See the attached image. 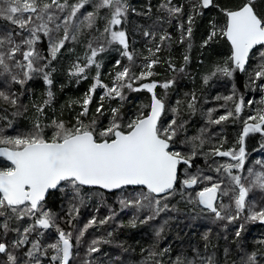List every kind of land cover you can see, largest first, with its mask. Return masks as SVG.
<instances>
[{"label": "snow or ice", "instance_id": "6c2138e0", "mask_svg": "<svg viewBox=\"0 0 264 264\" xmlns=\"http://www.w3.org/2000/svg\"><path fill=\"white\" fill-rule=\"evenodd\" d=\"M90 2L92 0H77L72 4H69L68 0H64L63 3L60 0H50V2L46 0H0V18L30 33L27 37L23 36L22 32H17L14 36L12 31L0 35V70H2L0 75L9 74L11 77L9 83L22 86L32 78L33 73H43L44 83L52 84L50 74L44 71L48 65L38 66L44 59L36 48L37 42L41 39L38 33H43L45 37H48V54L52 60H55L69 39L77 40L82 28H93L98 19L105 20L103 31L94 38L104 43L94 47L93 42L89 41L90 54L86 55V63L81 65L77 62L70 69L71 75L83 77L90 66L95 65L97 68L96 76L93 78L94 83L85 93L82 101L76 102L80 103L81 111L76 116L75 123L69 125L63 120H53L50 126L54 128V131L50 137L44 134L38 119L33 129L23 134L6 135L4 129L0 128V157H5L10 162V166L0 167V217L3 218L0 229L3 230L5 237L9 232L16 234V238L11 241L10 245L0 240V254L6 255L7 264H21L19 257L8 250L9 247L21 249L28 243L31 246L23 254L27 257L23 264H42L39 257L46 256L49 251H51L52 264H70L74 246L81 243L88 229L105 225L116 215L114 210L109 209V214L102 219L92 216L82 228L78 229V234L74 235L73 231H65L61 228L57 223V214L47 208V196L51 191H59L67 196L68 190H71L72 196L67 213L69 218L66 223L75 229L74 220L79 216L80 208L86 202L82 194L83 186H97L109 191L123 190L125 186H143L146 192L138 193L135 198H119L118 202L121 209L133 208L136 213L148 210L149 215L139 221V223H147L169 209L165 201L176 191L175 186L179 181L178 165L184 164L191 168L194 158L201 154L206 158L209 156L229 157L233 162L219 164L215 171L223 170L230 183L222 187L223 180L214 181L212 176L202 175L200 170L195 174H188L186 170V177L180 181L182 188H192L201 180L210 182L209 186L196 192L195 198H190L189 203L202 206V212L207 211L214 214L217 220L227 219L229 222H234L247 209V219L264 222V207L255 210L254 206H249L247 199L253 189L258 188L264 192V171H254L253 168H248L247 171L252 179L247 186L243 181L248 178L233 172V169L240 170L245 166V137L250 133H260L264 136V109L257 116H250L244 121V127L237 142L238 150L235 148L221 150L222 142L220 146H214L207 152H202L205 144L209 142L204 135L207 129H201L199 135L180 140L181 144L191 145V151L188 154L174 150V145L180 138L181 132L185 131L187 123L181 119V101H177L176 106L170 109L172 117L167 124H164L162 117L168 109L165 98L159 97L154 91L158 82L155 80L142 82L154 75L153 67L160 62L157 53L162 47L171 46V35L167 32L161 34L155 47H148L149 55L143 57V70L138 76L132 72L130 65H121V61L116 60L115 64L121 70L116 71L111 86L103 84L100 80V64L97 63L96 57L98 53L105 51L106 45H120L123 49L121 56L126 57L130 64L135 59L134 53L129 51L127 33L119 27L127 17L129 4L127 0H95L93 11L87 12L78 23L74 22L80 10ZM212 4L213 0H194L191 3L186 28L183 23L179 25L180 43L190 41L196 17L201 14L202 9H207ZM161 8L166 10L169 17L179 18L183 14L184 6L174 5L172 0H165ZM53 9L60 12L68 10L61 23H57L59 17ZM102 9H107L109 15L101 16ZM223 11L226 15L225 26L217 28L215 24H212L208 38L204 40L202 46L207 45L217 34L227 37L231 44V55L222 66L218 65L212 74L221 73L231 77L235 70L241 72L246 70L245 65L249 59L250 50H253L254 46H264V16L256 11L255 0H246L237 10ZM61 29L63 35L57 37L55 34ZM143 35L155 41L156 32L145 30ZM16 37H20L19 41ZM188 48L191 49V43L188 44ZM21 52L23 61L26 63L15 59L16 54ZM260 58L262 62L254 72V80L264 79V52L260 53ZM183 59L186 64L189 56L185 54ZM9 61H15V63L10 65ZM169 67L174 71H184L183 67L176 69L171 63ZM13 68L21 69L23 78L14 73ZM207 79L208 77H205V81ZM136 81H141V83L139 87L134 88L133 84ZM173 83V80H168L160 87L168 89ZM98 87L103 88L104 93L100 97V104L96 107L95 116L86 123L83 118L88 115L93 93ZM260 87L264 89V84ZM124 89L132 91L146 89L152 94L150 104L144 105L126 123L121 112L122 104L113 107L110 109L107 126L101 127L99 118L105 115L104 101L119 98L123 102L125 100ZM47 96L48 99L44 100L42 105L37 106L38 113H42L44 106L50 104L51 91L47 93ZM223 99L230 101L234 99V96H226ZM0 100L13 107L18 104L15 93L9 94L2 90H0ZM248 103L251 104L253 101H248ZM261 103L264 104V99ZM195 105L196 97L193 95L192 99L187 101V111L195 113ZM241 107V103H235L234 112L228 110L216 119H212L213 110L210 109L209 123L219 125L226 122L234 114L239 115ZM18 114V112L13 113V115ZM0 119H7V117H0ZM11 126L9 122L7 127ZM261 147L264 148V143ZM255 163L264 169V161ZM221 196L232 200L235 208L234 214L230 204L221 203L219 207L217 206V201ZM24 218H28L31 222L23 226L21 230L20 222ZM13 220L17 222V227H11ZM137 222V216L134 214L128 224L134 228ZM53 228L57 234L55 241L44 244L41 238L45 236V230ZM163 229L164 226L161 225L156 231L157 237ZM34 233L35 238L30 239ZM236 236H241L240 230H237ZM203 239L208 240V233L204 234ZM101 242L107 243L108 241L93 239L87 248L86 257L98 252ZM261 243L264 244V241ZM167 251L168 249L156 251L154 247L150 248L147 260L142 261L141 264H147L148 260H151L152 264H164L156 257H163ZM225 255H228V249H225ZM197 256L198 260L177 256L171 264H217L214 256L203 257L199 256V253ZM262 259H264V251H252L242 256L239 264H261ZM84 264H92V262L86 258Z\"/></svg>", "mask_w": 264, "mask_h": 264}, {"label": "trees", "instance_id": "16d2710c", "mask_svg": "<svg viewBox=\"0 0 264 264\" xmlns=\"http://www.w3.org/2000/svg\"><path fill=\"white\" fill-rule=\"evenodd\" d=\"M75 1L77 0H68V3L72 4ZM60 2L63 3L64 0H60ZM127 2L129 11L123 26L130 40L129 51L134 53L135 59L130 64L126 57H122L120 53L123 49L118 44L105 47V51L98 53L96 57L100 64V80L104 84L110 83L112 75L117 69H120L115 64L116 60H120L121 65H130L132 72L137 76L139 75L140 70L137 72L136 62L144 61L143 57L149 55V53L146 51L147 46L142 44L144 42L143 38L138 42V47L132 45L133 36L141 37L145 30L165 31L172 28L166 10L161 8L165 0H127ZM192 2L194 0H172L174 5L184 6L183 14L180 15L182 20H185L189 14ZM245 2L246 0H213V4L207 9H202L201 14L196 17L189 41L191 43L190 50L188 48L189 43H178L175 36L170 42L171 46L162 47L157 54L160 62L153 67L154 75L145 81L155 80L161 84L163 81L173 80L174 83L169 88V102L175 107L176 102L181 101V119L187 121L185 131L181 132L177 145H174V150L188 154L191 151V145L181 144L180 140L185 137L199 135L201 129H207L204 135L209 140L201 150L202 152H207L209 148L214 146H220L222 142L221 150L231 146H235L238 149L237 140L243 130L244 121L247 119L246 110L241 111L239 115L234 114V120L229 119L219 125L209 123L208 113L210 109L213 110L212 119H215L217 112L233 111L236 101L238 103L243 97L245 100L250 99L248 98L250 87L245 90L244 81L246 77L251 76L253 69L258 68V65L262 62L261 58L256 60L257 67H253L251 73L249 72L247 76L246 70L243 72L235 70L232 78L223 76L221 73L213 75L212 73L216 67L218 65L222 66L224 61L230 56V45L225 36L220 34H217L207 45H202L204 40L208 38L212 24H215L217 28L225 26L226 15L223 10L237 9ZM93 4L91 3V8L88 4L85 5V14L93 11ZM255 8L261 16H264V0H255ZM53 11L59 17L57 23H61L68 10L60 12L53 9ZM100 15L107 16V10L102 9ZM74 22L78 23L77 19L74 18ZM104 24L105 20L98 19L93 28H82L77 40L69 39L61 49V52L58 53L57 58L55 60L50 59L46 63L48 67L44 71L50 74L51 85L44 83L43 73H33L32 78L27 80L23 86L9 83L11 79L9 74L0 75V90L9 94L15 93L18 101L17 106L13 107L0 100V117H7V119H0V128L4 129V134L14 136L27 133L33 129L38 119L43 127L44 134L50 137L54 131V128L50 126L53 120H63L69 125L75 123V118L81 111L80 103L76 102L82 101L85 93L88 92L90 86L94 83L93 78L96 76L97 68L95 65L90 66L86 69L83 77L71 75L70 69L77 62L81 65L86 63L89 41L93 42L94 47L104 43L102 40L94 39L103 31ZM0 26V35H4L8 31H12L14 36L17 32H22L25 37L30 35L26 30L19 29L5 19ZM50 27L54 26L50 25ZM55 35L62 37L63 30L61 29ZM40 36L42 54L44 57L50 58L48 54V37H45L42 33ZM16 39L19 41L20 37H16ZM263 47L260 45L253 49L249 55L246 67L251 62L253 55ZM4 50L6 51V49ZM185 52L189 56V61L186 64L183 59ZM15 59L26 63L23 61L22 52L16 54ZM14 63L15 61H9L10 65ZM170 63L175 65L176 69L183 67L184 71H174L169 67ZM13 72L23 78L21 69L13 68ZM205 77H208L207 81H205ZM140 83L141 81L136 82L135 86ZM159 88L160 86H157L154 90L156 94ZM125 90L128 91L127 89ZM49 91L52 93L51 102L44 106L42 113H38L37 106L42 105L44 100L48 99L47 93ZM98 93L99 90L97 88L93 93L88 115L83 118L86 123L90 122L96 114V107L100 104V94ZM151 95L147 90L141 89L140 91H133L128 100L126 98L123 102H119L118 99L104 101L105 115L99 118L100 124L106 121L105 118L110 117V109L112 107H118L121 104V112L126 123L129 116L136 113L140 107L150 104ZM193 95L196 97V111L195 113H190L187 111V101L191 100ZM230 95L234 96L233 100L225 101L223 99V97ZM15 112L19 114L13 115ZM9 122H11V127H7ZM249 122L252 123L253 121ZM262 143H264V136L260 133H250L245 137V166L240 170L233 169L234 173L248 178L243 181L246 186L252 179L247 171L248 168H253L254 171H264L260 165L255 163L256 161H264ZM226 162L233 161L229 157L209 156L206 158L201 154L194 158L191 168L180 164L179 181L175 186L176 191L165 201L168 203L169 209L147 223H139V221L144 220L149 215L148 210L136 213L133 208L121 209L118 202L119 198H135L138 193L146 192L147 190L145 189L124 187L123 190L107 193L98 188L83 187L82 194L86 202L80 208L79 216L74 220L75 229L66 223L69 218L67 213L72 196L71 190H68L67 196L59 191H51L47 196V208L57 214V223L60 227L65 231H73L74 235L78 234V229L82 228L92 216L102 219L109 214V209L114 210L116 213L113 220L109 223L89 228L79 245H75V240L73 239L75 246L70 264H84L86 258L90 259L92 264H141L142 261L147 260L148 250L153 247L156 251L168 249L163 257H156V259H161L164 264H171V261L175 260L177 256L198 260L197 253L203 257L214 256L217 264H233V262L239 264L240 258L246 253L264 251V244L261 243L264 241V222L247 219V209L234 222H229L227 219L217 220L214 218V214L207 211L202 212V206L189 203V199H194L196 192L200 191L203 185H210L208 181L202 180L200 186L182 188L180 181L186 177V170L188 174H195L200 170L202 175H210L214 181L223 180L222 187L228 186L229 184L226 183L228 178L223 173V170L221 172L215 171L219 164ZM6 165L5 159L0 157V167H5ZM223 198V204L232 205L234 211L232 200L229 197ZM247 199L249 206H254L255 210L264 207V192H261L258 188L253 189ZM134 214L137 216L138 222L136 227L133 228L129 226L128 222ZM165 221H167V224H165ZM2 222L3 218L0 217V223ZM30 222L28 218H24L20 222L21 230L23 226ZM238 223L243 225L239 229L241 231L240 237L236 236ZM161 225L164 226V229L160 236L157 237L156 231ZM11 227H17L15 220L11 222ZM109 233H111V236H109ZM205 233H208L207 241L203 239ZM56 235L54 228L45 230V236L41 239L44 244L52 243L56 239ZM15 238L16 234L13 232H9L6 237L3 236V230L0 229V240H4L10 245ZM34 238L35 233L30 239ZM93 239L108 242H101L99 244L100 250L92 253L90 257H86L87 248ZM30 246V243H28L21 249L9 247L8 250L16 254L21 264H23V261L27 259L23 254ZM225 249H228L227 256L225 255ZM49 257H51V251L46 256H40L39 258L43 262V259L48 261ZM0 264H7L5 254H0ZM147 264H152V261L148 260ZM261 264H264V259L261 260Z\"/></svg>", "mask_w": 264, "mask_h": 264}, {"label": "rangeland", "instance_id": "374dc122", "mask_svg": "<svg viewBox=\"0 0 264 264\" xmlns=\"http://www.w3.org/2000/svg\"><path fill=\"white\" fill-rule=\"evenodd\" d=\"M46 2H50V0H46ZM75 2H77V1H75ZM74 2V3H75ZM95 2V0H92V2H90V3H88V6H90V8H91V3H94ZM62 3V2H61ZM86 6H84L81 10H80V12L78 13V15H77V18H75V19H77V21L79 22V20L80 19H83V16L85 15V12H84V8H85ZM88 8V7H87ZM103 10H107V9H103ZM107 13H108V15H109V11L107 10ZM133 13V12H132ZM167 15H168V13H167ZM168 17H169V15H168ZM181 17V16H180ZM176 18V17H169V19H170V22H171V24H172V28L170 29V30H160V31H154V32H156V37H155V41H153L152 40V38L151 37H145V36H142L141 35V37H138V36H133L132 37V45L134 46L135 45V47H138V42L143 38L144 39V42L142 43V44H144L145 46H147L146 47V51H147V49H148V47H153L154 48V46H155V43L156 42H159V36L161 35V34H163V33H165V32H167V33H169L170 35H171V37L172 38H174L175 36H176V39H177V42L178 43H180L179 42V39H180V35H181V29H180V27H179V25L180 24H185V28H186V18H185V20H182L181 18ZM2 21H4V19L3 18H0V24H1V22ZM226 24V23H225ZM120 28H122L123 30H124V26H123V24L121 25V26H119ZM0 30H1V26H0ZM1 34V33H0ZM41 35V33H38V35ZM42 35H44L43 33H42ZM41 37V36H40ZM41 39L37 42V44H36V48H37V50L41 53V55L43 56V54H42V49H41ZM185 42H187V43H189V41H185ZM228 42V41H227ZM128 44L130 45V40L128 39ZM229 44V43H228ZM99 45V44H98ZM97 45V46H98ZM105 47H110V46H108V45H106ZM261 52H264V47L262 48V49H260L259 51H257L254 55H253V57L251 58V62L248 64V67H246V72H247V74H246V76L249 74V72L251 73V71H252V68L253 67H257V63H256V60H258V58H260V53ZM101 53V52H100ZM87 54H90V51L87 53ZM158 54V53H157ZM185 54H187L188 55V53L187 52H185ZM184 54V55H185ZM230 55H231V48H230ZM44 57V56H43ZM46 59V60H45ZM51 59V57L50 58H46V57H44V59L40 62V65H38V66H41L43 63L44 64H46L49 60ZM45 61V62H44ZM97 63H98V61H97ZM43 64V65H44ZM143 64H144V61H142V62H140L139 63V61H137L136 62V68H137V72H139V70L140 71H142L143 70ZM124 65V64H123ZM125 66H127V64L125 65ZM258 68H256L255 70L253 69V71H252V74H251V76L249 75V77H246L245 78V81H244V84H245V90H247V88H249L250 87V95L248 96V98H250V99H244V97L242 98V99H240L241 101L240 102H242V107H241V111H243V110H246V114H247V118L248 117H250V116H257L259 113H260V111L262 110V109H264V104H262L261 103V100L262 99H264V89H261V87H260V85L261 84H264V79H259V80H254V72L257 70ZM119 70H121V68L120 69H117L116 71H119ZM116 71H115V73H116ZM115 73L112 75V77H111V81H110V83H107V85H109V86H111V84H112V81H113V78H114V76H115ZM223 75V74H222ZM223 76H225V75H223ZM228 77V76H227ZM233 77V75L231 76V77H229V78H232ZM254 81V82H253ZM136 82H138V81H136ZM136 82H134V84H133V87L134 88H136V87H139V85L138 86H135V84H136ZM142 82H145V83H147V82H151V81H142ZM164 82H166V81H163L161 84H163ZM103 83V82H102ZM104 84V83H103ZM160 83H158V86H160L161 85ZM172 86V85H171ZM170 88V87H169ZM169 88L168 89H164L163 87H160L159 89H157V95L159 96V97H164L165 98V100H166V107H167V109H168V111L166 112V114L162 117V120H163V123L164 124H167V122H168V120L169 119H171V117H172V112H171V108L172 107H174L170 102H169V97H170V90H169ZM98 90H99V93L98 94H103L104 93V89L103 88H101V87H98ZM128 91H126L125 89L123 90L124 91V96H125V99L127 98V100H128V98H129V96H130V94H132L133 93V91L132 90H130V89H127ZM146 90V89H145ZM155 90V89H154ZM156 92V91H155ZM116 99H118L119 100V98H116ZM191 99H192V97H191ZM248 101H253V103H251V104H249L248 103ZM119 102H120V100H119ZM235 103H237V101L235 102ZM224 104H225V101H224ZM234 108H235V104H234V106H233V112H234ZM142 109V107H140L139 108V110L136 112V113H133L132 115H130L129 116V119L130 118H132V117H134L140 110ZM145 110V109H144ZM146 111V110H145ZM228 110H225V111H221V112H217L216 114H215V116H217L216 118H218L220 115H223V114H225L226 112H227ZM215 118V119H216ZM235 119V117H231L230 118V120H234ZM105 122L103 123V124H100L101 125V127H105V126H107V124H108V120H109V117L108 118H105ZM85 121V120H84ZM223 123V122H222ZM238 141V140H237ZM177 141H176V144L175 145H177ZM230 148H235L236 149V147L235 146H231V147H228V148H225L224 150H228V149H230ZM236 150H238V149H236ZM6 161V160H5ZM7 162V161H6ZM8 166H10V163H8L7 162V165L5 166V167H8ZM226 183H230L229 182V180L228 181H226ZM202 184V180H201V182L198 184V185H194V186H200ZM203 187H205V185H203L202 187H201V189L203 188ZM131 188H135V187H131ZM200 189V190H201ZM223 201H224V198H223V196H221L219 199H218V201H217V206L219 207V205L221 204V203H223ZM234 212H235V210L233 211V214H234ZM242 214V213H241ZM248 217V216H247ZM240 227H241V223H238V227H237V230H239L240 229ZM55 241V240H54ZM44 261L42 262V264H52V262H51V260H50V257H49V260L47 261V260H45V259H43Z\"/></svg>", "mask_w": 264, "mask_h": 264}, {"label": "water", "instance_id": "95a60500", "mask_svg": "<svg viewBox=\"0 0 264 264\" xmlns=\"http://www.w3.org/2000/svg\"><path fill=\"white\" fill-rule=\"evenodd\" d=\"M238 9V8H237ZM237 9H234V10H237ZM226 38V40H227V37H225ZM228 41V40H227ZM228 43H229V45H230V48H231V44H230V41H228ZM258 46H260V45H257V46H254V49L256 48V47H258ZM253 50H250V53L252 52ZM248 62V61H247ZM247 62H246V64H247ZM245 67H246V65H245ZM239 71V70H238ZM239 72H241V71H239ZM151 102V101H150ZM238 103H241L240 101L238 102ZM242 104V103H241ZM1 158H3V159H5L6 160V158L5 157H1ZM7 161V160H6ZM8 163H10L9 161H7ZM178 169H179V165H178ZM84 188H98L97 186H83ZM125 187H135V188H142V189H145L146 190V188H144L143 186H125ZM98 189H100V188H98ZM100 190H102V191H104V192H107V193H111V192H115V191H117V190H111V191H109V190H104V189H100ZM53 191H55V190H53ZM153 195H155V194H153Z\"/></svg>", "mask_w": 264, "mask_h": 264}, {"label": "built area", "instance_id": "2783aa9c", "mask_svg": "<svg viewBox=\"0 0 264 264\" xmlns=\"http://www.w3.org/2000/svg\"><path fill=\"white\" fill-rule=\"evenodd\" d=\"M101 95H103V94H100V97H101ZM106 101V100H105ZM101 102V101H100ZM99 105V104H98ZM113 108V107H112Z\"/></svg>", "mask_w": 264, "mask_h": 264}]
</instances>
